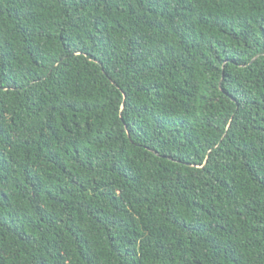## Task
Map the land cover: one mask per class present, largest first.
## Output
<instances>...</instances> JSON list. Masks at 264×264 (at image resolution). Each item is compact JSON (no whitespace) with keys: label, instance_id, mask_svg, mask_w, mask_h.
I'll return each mask as SVG.
<instances>
[{"label":"trees","instance_id":"1","mask_svg":"<svg viewBox=\"0 0 264 264\" xmlns=\"http://www.w3.org/2000/svg\"><path fill=\"white\" fill-rule=\"evenodd\" d=\"M0 264H264V0H0Z\"/></svg>","mask_w":264,"mask_h":264}]
</instances>
